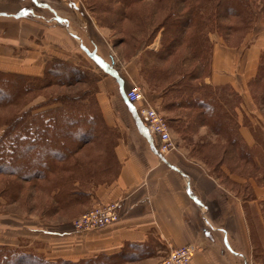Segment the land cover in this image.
I'll return each instance as SVG.
<instances>
[{
  "label": "rangeland",
  "instance_id": "1",
  "mask_svg": "<svg viewBox=\"0 0 264 264\" xmlns=\"http://www.w3.org/2000/svg\"><path fill=\"white\" fill-rule=\"evenodd\" d=\"M40 1L45 5L43 4V8L36 9L35 12L43 20L33 18L31 15L18 17L23 8L35 7L30 0L22 2L0 0V12L4 13L0 14V73L8 76L6 78L8 85L4 84L2 87L0 84V135L5 130L3 124L6 120L18 123L19 117L30 118L31 115L38 114V117L46 121L50 114H60L57 118L61 122V116L68 118L71 110H74L78 103L89 101L91 104L88 103L90 105L88 108L92 110L96 107L102 121L96 122L93 126L90 123L95 117L86 116L88 121L79 120L77 123L80 126L78 125L77 134L74 135L84 145L73 157L78 156L83 169L77 168L74 162H71V156L64 162L71 166L59 168L62 164L59 162L55 169L52 166L48 174L46 173L45 177L39 180L23 181L9 175V172L0 174V244L31 251L39 255L40 260L49 264L85 262L83 259L73 261L54 256L51 253L52 238L43 231L55 230L59 225L68 226L69 222L97 204L92 203L88 197L60 204L57 196L53 194L58 185L65 182L63 179H66V175L70 176V180L80 177L90 161L96 164L95 167H101L94 171L95 179L92 184L101 182L103 151L108 146L110 150L113 149L121 133L120 126L124 124L119 116H117L118 121L115 119V123L107 122L103 116L99 97L100 82H102L103 96L106 95L108 102L122 106L117 93L118 86L115 80L102 72L88 56L87 48L94 50L112 65L119 77L124 80V91L135 84L140 86L143 93L141 103L155 108L159 117L167 124L172 142V148L167 154L187 151L190 156L202 161L210 174L217 177L226 175L219 169L220 166L226 167L234 179L245 178L248 172L256 174L255 168L249 167L244 159L249 155V151L244 149L243 144L236 141L233 146L227 141L226 136L209 124L196 123L185 129L183 124L189 119L181 115L185 110L182 108L181 111L170 110L164 108V105L166 101L173 100L171 91L180 85L181 77L184 83L185 80H189L190 84L195 86L198 84V87H201V83L209 76L214 45L218 44L231 53L235 75H239L236 80L238 89L237 93H232L227 91V87H212L211 92L215 98H219L220 104L228 103L230 108L244 103L246 109L252 110L247 115L256 126L257 135L262 134L264 56L257 54L256 58L253 57L251 66L247 67L246 50L252 45L259 44V47L263 45L264 0L249 1L251 8L257 14L255 13L248 27L237 21V17L226 16L222 12L219 18L220 31H216L213 22L210 21L206 22L208 23L206 29L198 31L196 36L201 35L199 43L205 44L204 54L209 59V64L203 72L202 65L191 50L190 43L194 42L192 38L195 33L192 29H187L183 23L189 11V4L183 0H140L132 4L127 13L130 15L126 16L125 21H121L120 16H117L121 8L117 3H111L109 0ZM259 7L262 12H259ZM207 9L206 18L209 19L211 12L209 7ZM58 16L72 18L76 23L85 22L84 29L79 30L74 24L71 29L64 24H58L63 22ZM66 32L76 33L77 37L81 35L83 39H74V44L73 39L68 38ZM57 34H65L70 41L69 45L58 42ZM32 35L40 36L47 55L39 67L38 74L25 73L21 67L22 60L26 58V50H30L33 54L38 50L39 41L35 42V45L26 44V37ZM165 45H169L168 50ZM46 70L58 74L59 80L52 78L37 90L27 92L24 89L16 100H9L12 92L17 93L19 89L22 91V88L27 86L36 87V82L33 80L25 79L18 82L19 79L9 76L42 77ZM49 76L52 75L48 74ZM48 77L46 78L49 79ZM79 78H83V82L77 83ZM17 83L24 84L21 87L18 86L19 84L16 86ZM75 93L79 94L77 98L81 102L75 101ZM188 100L185 99V102L188 103ZM118 108L123 109V107ZM178 111L181 113L179 114ZM115 114L119 115V112ZM247 115L243 114L242 119L247 118ZM125 116L126 119L131 120L128 113ZM179 116H181L180 120ZM229 118L231 122V115ZM57 141V144H60L62 140ZM256 149L260 150V145H257ZM36 153L43 159L45 150L41 148ZM2 166L16 172L14 170L16 168L7 161ZM28 172L30 171H25L24 176L30 175ZM228 185L233 188V185ZM84 187L87 186L80 189L86 190L92 185ZM234 189L238 195H243L241 184L235 185ZM43 242L48 244L45 252L42 251ZM251 258L250 264H264V254L259 255L254 252ZM92 260L93 262L89 261L88 264H103V254L97 255Z\"/></svg>",
  "mask_w": 264,
  "mask_h": 264
},
{
  "label": "crops",
  "instance_id": "2",
  "mask_svg": "<svg viewBox=\"0 0 264 264\" xmlns=\"http://www.w3.org/2000/svg\"><path fill=\"white\" fill-rule=\"evenodd\" d=\"M30 1L35 7L23 8L18 17L31 15L42 19L35 10L43 8L44 2ZM58 18L63 21L58 24L70 29L74 24L79 30L84 29L85 22ZM66 33L74 44V39H83L76 33ZM57 35L58 42L69 45L65 34ZM40 39V36L26 37V44L35 45L39 41L40 45L36 54L26 50V58L21 62L25 73L38 74L47 57ZM260 47L252 45L246 50L247 67L257 54L264 56V40ZM87 51L98 68L118 86L122 106L108 102L100 82L99 97L105 120L115 123L119 116L125 125L120 126L111 163L106 154L103 155V180L91 184L92 187H84L87 188L84 191L92 203L117 201L119 218L96 230L76 231L69 222L68 226L59 225L55 230L43 231L52 238L51 253L73 261L103 254V264H153L164 259L172 248L185 244L195 247L192 264H250L254 252L264 254V128L258 136L256 126L247 115L252 110L246 109L244 103L230 108L228 103L220 104L219 98L214 97L219 111V128L215 129L233 146L236 141L243 144L249 151L244 159L256 171L255 175L248 172L245 178L234 179L226 167L220 166L226 175L217 177L187 151L158 154L153 138L124 98V80L94 50L87 48ZM238 76L228 49L214 45L211 71L205 83L213 88L227 87V91L237 93ZM125 112L131 120L126 119ZM243 114L247 115L244 120ZM257 145H260L258 151ZM239 184L242 196L234 189ZM42 245L45 252L48 244L43 242Z\"/></svg>",
  "mask_w": 264,
  "mask_h": 264
},
{
  "label": "trees",
  "instance_id": "3",
  "mask_svg": "<svg viewBox=\"0 0 264 264\" xmlns=\"http://www.w3.org/2000/svg\"><path fill=\"white\" fill-rule=\"evenodd\" d=\"M109 0L111 3H117V5L121 8V10L117 13V16H120V20L125 21L126 16L130 15L128 11L132 4L140 0ZM184 2L189 4V11H187V17L183 20L184 25H186L187 29H192L195 33L193 34L194 42H191V50L196 60L200 62L202 65L201 71L203 72L209 64V59L206 58L205 53V44L199 43L201 35L196 36L198 31L202 29H206V22H213V26L216 31H220V17L221 13L224 12L226 16L237 17L243 26L248 27L251 23V20L254 18L255 11L251 8L250 0H183ZM198 2V4H197ZM255 2V0H254ZM253 4V3H252ZM210 8V16L209 19L206 18V14L208 13V9ZM259 12H262L259 7ZM257 14V13H256ZM211 17V19H210ZM236 21V22H237ZM201 25V26H200ZM178 30V28H176ZM169 45H165L164 47L168 50ZM211 66V65H210ZM211 71V70H210ZM47 73V76H45ZM46 73L42 77H24V76H9L14 79H19L18 82L26 80H33L36 82V87H25L18 90L17 93L12 92V97L8 99L11 101L16 100L19 94L23 93L24 89L28 92V90H37L43 85L47 84L49 80L52 78L59 80V75L54 73V71L49 72L46 70ZM48 74L52 75L48 77ZM210 74V73H209ZM8 76L0 73V84L4 87L7 84ZM48 77L49 79H47ZM46 81V82H45ZM183 81V82H182ZM184 83L183 78L181 77L180 85L174 87L171 91L173 100L166 101L165 107L167 109L173 110L178 109L181 111V108L185 110V113L182 112V116L185 119L189 118L183 124L185 129L192 124L200 123L202 125L209 124L213 128H219V111L216 110V102L213 93L211 92L210 84L205 82L201 83V87L190 84L189 80H185ZM83 82V78H79L78 82ZM19 84V85H18ZM24 83H17L16 86H23ZM179 87V88H178ZM170 93V92H169ZM185 96H187L185 98ZM75 101L81 102L77 97L79 94L75 93L74 95ZM1 98V94H0ZM83 99V98H82ZM185 99H189L188 103L185 102ZM84 101V100H83ZM91 102H83V104L78 103L77 106L74 107V110H71V114L67 117L61 116L62 120L59 122L57 116L60 114H50L46 121L42 120L43 118L38 114H33L30 118H21L19 117V121L9 122L5 121L3 124L5 130L3 134L0 135V174H6L14 176L16 179H21L23 181L30 180H39L44 178L46 173L52 169V166L57 167L60 163V167H66V165L71 166L70 164L64 163L68 158L72 156V163L79 168L83 169L81 163L77 158L73 157V155L82 147V144L78 138L75 137L74 134H77V125L78 121H85L86 116L91 117L94 116L95 119L91 121L90 124L94 126L96 122L102 121L100 119V115L97 113V108H93L92 110L88 107ZM94 104V103H93ZM36 109V108H34ZM32 111V110H31ZM85 111L89 112L88 114L84 113ZM178 111V112H179ZM181 112H179L180 114ZM192 113V115H191ZM85 118V119H84ZM181 116H179L180 120ZM29 120V121H26ZM88 121V120H87ZM18 124V125H17ZM182 124V123H181ZM57 140L60 141V144H57ZM57 145V146H55ZM74 146V147H72ZM44 148L45 155L42 159L38 157L39 155L36 153L39 149ZM114 148V147H113ZM106 150V151H105ZM103 151L106 154L108 160H112L113 157V149L110 150L109 146ZM9 153H14L13 155ZM6 161L16 169V172L9 170L2 166V164L6 163ZM63 161V162H62ZM90 161V160H89ZM111 163V161H110ZM83 165V164H82ZM88 167L84 168V172L78 178H72L70 180V176L66 175V179L63 180L65 182H61L58 185L57 189H55V193L53 195L57 196V200L60 204H67L69 201L81 200L82 197H87V192L81 190L80 187L89 186V183L92 184L95 179V170L101 169V167H95L96 164L90 161L88 162ZM102 166V165H100ZM92 167V168H90ZM28 172V176H24ZM83 171V170H82ZM57 201V203H58ZM42 258V257H41ZM93 258L83 259L85 264H88L89 261L93 262ZM40 256L34 254L31 251H25L24 249H14L8 245L0 244V264H49L48 262L42 261L41 263ZM47 261V260H46ZM82 263V264H84Z\"/></svg>",
  "mask_w": 264,
  "mask_h": 264
},
{
  "label": "built area",
  "instance_id": "4",
  "mask_svg": "<svg viewBox=\"0 0 264 264\" xmlns=\"http://www.w3.org/2000/svg\"><path fill=\"white\" fill-rule=\"evenodd\" d=\"M124 98L133 109L139 123L153 138L158 154L161 156L166 154L172 148L167 124L159 117L155 108L141 103L143 93L140 86L135 84L127 88ZM118 218L119 203L117 201L97 203L72 220L71 226L76 231L96 230L116 222ZM194 250L195 247L191 244L172 248L164 259L153 264H192Z\"/></svg>",
  "mask_w": 264,
  "mask_h": 264
}]
</instances>
